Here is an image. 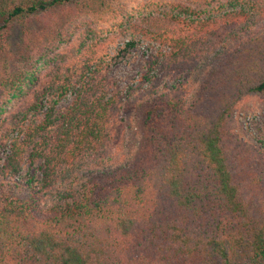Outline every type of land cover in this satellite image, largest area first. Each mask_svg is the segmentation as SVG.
I'll return each mask as SVG.
<instances>
[{"label": "trees", "instance_id": "1", "mask_svg": "<svg viewBox=\"0 0 264 264\" xmlns=\"http://www.w3.org/2000/svg\"><path fill=\"white\" fill-rule=\"evenodd\" d=\"M244 1L199 28L224 0H0V264H264V140L237 119L264 109V0ZM128 33L147 55L120 87Z\"/></svg>", "mask_w": 264, "mask_h": 264}, {"label": "rangeland", "instance_id": "2", "mask_svg": "<svg viewBox=\"0 0 264 264\" xmlns=\"http://www.w3.org/2000/svg\"><path fill=\"white\" fill-rule=\"evenodd\" d=\"M226 2L225 7L221 8V5H218L216 8L213 6H205L203 11L204 13L201 16L197 17V24L199 28H208L212 25H215L216 22L221 20L226 21L228 18L236 12H249L252 10L251 5L244 0H239L236 2H230L229 0H224ZM138 6V5H136ZM221 9V10H220ZM141 11H143L141 9ZM150 10L143 11L145 15L143 18L149 26H152V29H165L166 26L160 27L162 23H158L154 19L158 17H148L146 13ZM246 11V12H245ZM145 17L150 18L147 20ZM195 16L189 17V19H194ZM111 27H107L110 29ZM101 29H103L101 27ZM117 28H113L109 31H114ZM106 30V29H104ZM106 33V32H105ZM140 36H137V39ZM131 40V33L128 34H113L110 42V53L107 64L109 66V74L112 82H117L120 87H125L132 84L136 81L144 71V59L147 55L146 44L141 42L136 48L131 49L126 54H121V51L125 49V44ZM72 102L70 95L63 99L58 107V112L62 113L68 109ZM237 119L239 120L242 130L247 135V137H256L264 140V109L259 106L258 103L250 102L246 110L240 111L237 114ZM118 133V131H117ZM118 136V135H117ZM36 167H30L29 163H26L23 168L25 173H37Z\"/></svg>", "mask_w": 264, "mask_h": 264}]
</instances>
